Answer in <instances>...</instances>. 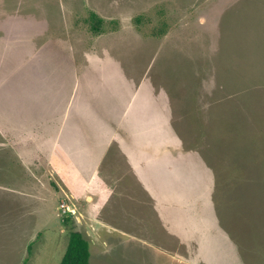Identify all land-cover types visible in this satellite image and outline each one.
<instances>
[{
    "label": "rangeland",
    "instance_id": "374dc122",
    "mask_svg": "<svg viewBox=\"0 0 264 264\" xmlns=\"http://www.w3.org/2000/svg\"><path fill=\"white\" fill-rule=\"evenodd\" d=\"M0 153V264H264V0H0Z\"/></svg>",
    "mask_w": 264,
    "mask_h": 264
},
{
    "label": "crops",
    "instance_id": "0c3cea01",
    "mask_svg": "<svg viewBox=\"0 0 264 264\" xmlns=\"http://www.w3.org/2000/svg\"><path fill=\"white\" fill-rule=\"evenodd\" d=\"M48 112H49V105H48V111H46L45 114L42 115V117L44 118V123L47 120ZM127 116L128 115L126 112V114H124L120 123L117 124L115 127V129L117 131H115L112 135V141H114L116 139L118 140L117 143H115V144H122L124 139L126 137H128V136H126V137L121 136L119 130H124V132L126 131V134H129V131L134 129L135 124L138 121V115L135 113L132 114L128 118H127ZM72 134H73V132H72ZM72 138H71V140L73 142ZM53 146L54 147H52L53 149H52V152L49 155V157H45L44 155H41V154L35 155V156L32 154H24V155L20 154L17 156V158L13 157L12 160L19 162L18 164L20 166L24 167L25 169H28V172L31 173V175L34 179L37 178L39 176V174L41 173V171H39V170L42 169V164H44L46 167L48 165H50L51 167L56 168V173L60 175L64 185H66L67 187L74 186V181L76 180V177L70 178L68 173L65 172L64 169L59 167V164L62 161V154L65 152L63 150V146L60 145V143L57 141H56L55 145H53ZM10 157H11V155H10ZM4 158H5V155H3V153H0V170H2L1 169V163H2ZM96 169H97V166L94 168L93 172H95ZM43 173H45V171H43ZM99 177H100L99 173H97V171H96V173H94L92 175L91 179L87 182L86 187L87 188H94V190L96 192H99L102 194V193H104V190H105V188H104L105 179H103L102 177H100V179H99ZM38 182H40V184L43 187H45L46 181L43 182L39 178Z\"/></svg>",
    "mask_w": 264,
    "mask_h": 264
},
{
    "label": "trees",
    "instance_id": "16d2710c",
    "mask_svg": "<svg viewBox=\"0 0 264 264\" xmlns=\"http://www.w3.org/2000/svg\"><path fill=\"white\" fill-rule=\"evenodd\" d=\"M100 20L95 24V30L98 31ZM65 224L72 221L69 213H64ZM60 264H91L90 243L84 235L77 230L71 231L68 245Z\"/></svg>",
    "mask_w": 264,
    "mask_h": 264
},
{
    "label": "built area",
    "instance_id": "2783aa9c",
    "mask_svg": "<svg viewBox=\"0 0 264 264\" xmlns=\"http://www.w3.org/2000/svg\"><path fill=\"white\" fill-rule=\"evenodd\" d=\"M61 211H62L63 213H67V211H68V205H67L66 203H63V204L61 205Z\"/></svg>",
    "mask_w": 264,
    "mask_h": 264
}]
</instances>
